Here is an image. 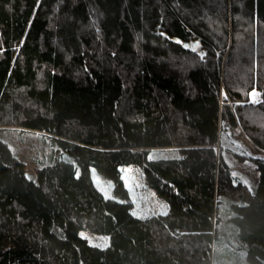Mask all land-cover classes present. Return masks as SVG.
Masks as SVG:
<instances>
[{
	"label": "trees",
	"instance_id": "1",
	"mask_svg": "<svg viewBox=\"0 0 264 264\" xmlns=\"http://www.w3.org/2000/svg\"><path fill=\"white\" fill-rule=\"evenodd\" d=\"M0 126L42 131L65 156L30 178L0 139V264H211L224 218L264 264V155L250 188L217 148L241 127L264 149V0H0ZM128 164L166 213H134Z\"/></svg>",
	"mask_w": 264,
	"mask_h": 264
},
{
	"label": "rangeland",
	"instance_id": "2",
	"mask_svg": "<svg viewBox=\"0 0 264 264\" xmlns=\"http://www.w3.org/2000/svg\"><path fill=\"white\" fill-rule=\"evenodd\" d=\"M191 48V47H189ZM198 48V47H194ZM222 88V93L225 92ZM255 92V96L252 93ZM250 100H262V92L253 89ZM0 139L5 141L13 153L25 162L26 174L35 178L37 170L53 162L57 158L65 157L49 135L42 131L23 129L18 126H0ZM217 148L224 153L230 162L236 179L245 182L250 188L256 185L259 172L254 164L253 156L264 155L260 148L241 127H223L220 132V142ZM181 155V148L160 147L150 152V158L172 157ZM122 177L130 192V201L136 215L147 217L158 213H166L169 204L151 187L141 166L128 164L121 167ZM91 177L98 188L107 196L113 197V183L92 166ZM228 204H223L222 209ZM80 234L95 245L106 247L110 244V235L81 230ZM217 237L212 244L211 264H249L246 258V249L237 238L235 227L227 220L221 221Z\"/></svg>",
	"mask_w": 264,
	"mask_h": 264
},
{
	"label": "water",
	"instance_id": "3",
	"mask_svg": "<svg viewBox=\"0 0 264 264\" xmlns=\"http://www.w3.org/2000/svg\"><path fill=\"white\" fill-rule=\"evenodd\" d=\"M175 39H176V41H178V42H181V41H182V40L179 39V38H175ZM197 44H198L197 41H191V42H189V41H185V42L182 43V45H183L184 48H189V47L194 48V47L197 46Z\"/></svg>",
	"mask_w": 264,
	"mask_h": 264
},
{
	"label": "snow or ice",
	"instance_id": "4",
	"mask_svg": "<svg viewBox=\"0 0 264 264\" xmlns=\"http://www.w3.org/2000/svg\"><path fill=\"white\" fill-rule=\"evenodd\" d=\"M252 95L255 96V92H253Z\"/></svg>",
	"mask_w": 264,
	"mask_h": 264
}]
</instances>
